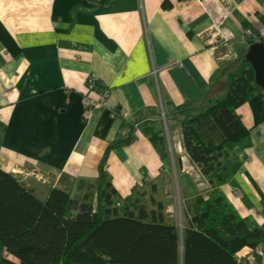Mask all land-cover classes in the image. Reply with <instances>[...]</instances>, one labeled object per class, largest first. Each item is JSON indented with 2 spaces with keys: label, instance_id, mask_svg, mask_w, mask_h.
Segmentation results:
<instances>
[{
  "label": "crops",
  "instance_id": "obj_1",
  "mask_svg": "<svg viewBox=\"0 0 264 264\" xmlns=\"http://www.w3.org/2000/svg\"><path fill=\"white\" fill-rule=\"evenodd\" d=\"M263 22L264 0H0V168L41 199L53 187L83 192L100 168L121 197L160 178L184 224L208 184L193 175L177 112L208 91L220 54L264 37ZM216 26L230 50L205 40ZM90 79L109 95L86 116L83 95H99ZM238 114L249 136L226 147L219 191L264 231V91ZM251 254L264 264V243L236 255Z\"/></svg>",
  "mask_w": 264,
  "mask_h": 264
},
{
  "label": "trees",
  "instance_id": "obj_2",
  "mask_svg": "<svg viewBox=\"0 0 264 264\" xmlns=\"http://www.w3.org/2000/svg\"><path fill=\"white\" fill-rule=\"evenodd\" d=\"M209 85L177 112L187 156L208 184L181 229L160 178L121 197L100 168L83 192L53 187L41 199L0 168V264H247L236 254L264 243V231L250 229L219 187L226 147L249 136L238 110L264 89L242 56L222 61Z\"/></svg>",
  "mask_w": 264,
  "mask_h": 264
},
{
  "label": "rangeland",
  "instance_id": "obj_3",
  "mask_svg": "<svg viewBox=\"0 0 264 264\" xmlns=\"http://www.w3.org/2000/svg\"><path fill=\"white\" fill-rule=\"evenodd\" d=\"M224 8H225V6H224ZM226 8H229V9H232L233 8V5H232V3H228L227 5H226ZM230 14V13H229ZM225 14L223 13V16H224ZM218 28H217V26H216V28H213V29H211V30H209V34H208V36L205 38V40L206 41H212L211 42V44H212V46H215L214 47V49L216 48V47H218V45L220 46V45H224V46H226V47H228L229 48V50H230V42L231 41H229V39H230V37H228L227 38V36H223V34H225V32H224V28H223V26H221V27H219V29L217 30ZM228 40V41H227ZM246 40H247V48L249 47V45L250 44H252V43H254V42H263L264 43V37H256V36H247L246 37ZM247 48H246V50H247ZM246 50H244L243 51V53H241L240 55H237V56H235V53H233L232 51H229V52H227V53H224V54H226V55H224V54H220V58H223L224 57V59H222L223 61H226V60H229V59H233V58H235V57H238V56H242L244 59H245V53H246ZM222 55H224V56H222ZM246 61V60H245ZM252 67V66H251ZM254 71V70H253ZM92 87H95V90L94 91H96V90H100V88L99 89H97V81L96 80H94V82H92ZM89 89V88H88ZM90 91H92V90H90ZM97 92V91H96ZM84 95H87V96H90L89 94H84ZM84 97V96H83ZM91 97V96H90ZM83 110H84V107H83ZM227 164V163H226ZM225 164V165H226ZM226 167V166H225ZM194 177H195V179H200V177H201V175H200V173L197 171V172H195L194 174ZM179 224V225H178ZM177 225H178V227H179V229H181L182 227H183V224L181 223V222H179V221H177ZM182 226V227H181Z\"/></svg>",
  "mask_w": 264,
  "mask_h": 264
},
{
  "label": "water",
  "instance_id": "obj_4",
  "mask_svg": "<svg viewBox=\"0 0 264 264\" xmlns=\"http://www.w3.org/2000/svg\"><path fill=\"white\" fill-rule=\"evenodd\" d=\"M245 60L254 70L255 83L264 88V43L250 44L245 53Z\"/></svg>",
  "mask_w": 264,
  "mask_h": 264
},
{
  "label": "built area",
  "instance_id": "obj_5",
  "mask_svg": "<svg viewBox=\"0 0 264 264\" xmlns=\"http://www.w3.org/2000/svg\"><path fill=\"white\" fill-rule=\"evenodd\" d=\"M92 82H94V79H90L88 81V88L89 90L94 91L95 87H92ZM98 91H99V95L97 98H92L90 96L83 95L84 97H82V106L84 107V110H83L84 115L88 116L94 111L104 106V102L109 95V89L104 87ZM254 258H255L254 255L252 254L249 255L246 261L247 264H254Z\"/></svg>",
  "mask_w": 264,
  "mask_h": 264
}]
</instances>
